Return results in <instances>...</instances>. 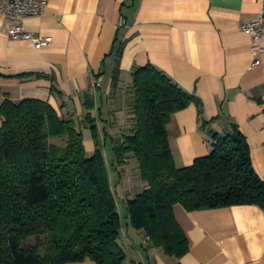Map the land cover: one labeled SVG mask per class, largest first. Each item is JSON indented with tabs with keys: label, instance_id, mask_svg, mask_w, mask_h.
<instances>
[{
	"label": "crops",
	"instance_id": "1",
	"mask_svg": "<svg viewBox=\"0 0 264 264\" xmlns=\"http://www.w3.org/2000/svg\"><path fill=\"white\" fill-rule=\"evenodd\" d=\"M263 9L264 0H49L41 15L24 21L35 38L51 40L47 46L13 39L14 22L0 17V90L14 102L41 100L74 117L85 142L90 95L101 140L103 130L112 140L116 128L133 118L134 70L153 65L203 104L202 117L192 104L167 127L177 167L209 156V131L228 134L235 124L264 181V53H252L253 38L244 30ZM257 58L260 65L253 68ZM86 144L94 153L95 140ZM175 216L189 253L170 258L150 247L143 232L129 229L128 239H119L127 264H264V208L189 212L178 205Z\"/></svg>",
	"mask_w": 264,
	"mask_h": 264
},
{
	"label": "trees",
	"instance_id": "2",
	"mask_svg": "<svg viewBox=\"0 0 264 264\" xmlns=\"http://www.w3.org/2000/svg\"><path fill=\"white\" fill-rule=\"evenodd\" d=\"M130 130L114 143L119 165L133 155L146 184L128 203L132 225L150 247L181 260L190 244L175 216L233 206L264 208V181L247 138L209 131L212 152L178 168L167 127L173 115L203 104L153 65L133 73ZM259 103L264 105V100ZM84 121L96 149L86 150L83 128L48 102H14L0 90V264H127L119 245L122 220L112 188L93 98ZM209 122L202 119V127Z\"/></svg>",
	"mask_w": 264,
	"mask_h": 264
},
{
	"label": "rangeland",
	"instance_id": "3",
	"mask_svg": "<svg viewBox=\"0 0 264 264\" xmlns=\"http://www.w3.org/2000/svg\"><path fill=\"white\" fill-rule=\"evenodd\" d=\"M128 122H130V120H128ZM129 128L130 124L128 125V123H125L124 125H119V128H116L115 133H113L115 136L114 140L117 141L123 133L128 132V130H130ZM85 135L86 142L88 144L89 140L93 138L92 132L89 130L85 132ZM103 152L107 166L109 168L112 188L116 191V199L118 202L119 212L122 220L121 236L122 238H126L129 229L134 230L131 216L128 210V203L130 200L135 199L138 194L144 192L140 188V184L143 181L141 179L139 163L133 155H130V159L128 160L127 164H125L124 166L119 165L116 159V155L114 153V143L111 139H108L106 142L103 140ZM90 153V156H92L93 152ZM125 173L128 174V177ZM122 240L123 239L119 240L118 243L123 247ZM126 251L128 252V250H125L124 252ZM130 256H132V254H130ZM134 259L137 261L135 255Z\"/></svg>",
	"mask_w": 264,
	"mask_h": 264
},
{
	"label": "built area",
	"instance_id": "4",
	"mask_svg": "<svg viewBox=\"0 0 264 264\" xmlns=\"http://www.w3.org/2000/svg\"><path fill=\"white\" fill-rule=\"evenodd\" d=\"M49 0H0V17L11 20L14 26L10 31V36L16 40H30L36 47H44L50 44L51 40L46 38H35L29 33L24 21L27 18L41 15ZM244 30L253 38L251 48L255 56L264 53V9L259 17L252 23L244 26ZM260 61L257 58L253 63V68L258 67Z\"/></svg>",
	"mask_w": 264,
	"mask_h": 264
}]
</instances>
